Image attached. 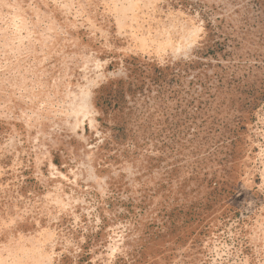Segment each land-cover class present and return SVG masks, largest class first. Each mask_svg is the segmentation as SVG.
I'll list each match as a JSON object with an SVG mask.
<instances>
[{
    "label": "rangeland",
    "instance_id": "rangeland-1",
    "mask_svg": "<svg viewBox=\"0 0 264 264\" xmlns=\"http://www.w3.org/2000/svg\"><path fill=\"white\" fill-rule=\"evenodd\" d=\"M0 264H264V0H0Z\"/></svg>",
    "mask_w": 264,
    "mask_h": 264
}]
</instances>
